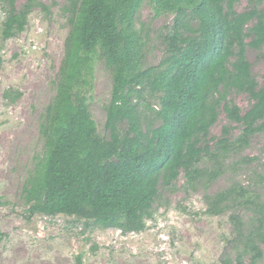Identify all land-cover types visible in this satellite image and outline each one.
Masks as SVG:
<instances>
[{"label":"trees","instance_id":"1","mask_svg":"<svg viewBox=\"0 0 264 264\" xmlns=\"http://www.w3.org/2000/svg\"><path fill=\"white\" fill-rule=\"evenodd\" d=\"M239 1L68 0L71 30L56 94L40 125L43 150L23 188L28 219L64 215L83 220L87 228L141 233L154 219L161 187L173 186L181 173L188 185L212 183L226 171L232 153L264 134V84L246 56L248 47L264 46V0H248L243 11L236 8ZM0 3L5 41L26 30L35 1L19 9L15 0ZM145 4L154 19L174 17L160 37L164 56L150 67L137 27ZM98 60L112 74L108 137L100 134L90 110ZM2 62L0 46V69ZM231 92L248 95L246 111L226 102ZM220 113L238 125V136H231L232 126L211 136ZM256 176L257 182L232 183L205 197L207 213L229 214L232 225V250L222 264H257L264 257V158ZM4 236L0 231V240ZM82 259L79 255L76 264Z\"/></svg>","mask_w":264,"mask_h":264},{"label":"rangeland","instance_id":"2","mask_svg":"<svg viewBox=\"0 0 264 264\" xmlns=\"http://www.w3.org/2000/svg\"><path fill=\"white\" fill-rule=\"evenodd\" d=\"M28 1L15 0L18 9ZM34 1L26 30L5 41L0 38V231L5 235L0 240V264H76L79 255L83 256V264H222L224 255L232 250L228 241L232 225L229 214L207 213L205 197L232 183L256 181L263 168L264 134L253 136L247 149L232 153L226 161V171L212 183L188 185L181 173L173 186L161 187L154 219L141 233L124 235L116 229L87 228L83 220L64 215L28 219L24 183L42 154L40 125L56 94V80L71 30L68 0ZM247 6L248 0H240L236 8L243 11ZM4 13L0 3V29ZM173 23L171 15L154 19L148 4L141 8L137 27L146 42V67L160 63L164 56L160 37ZM246 56L253 76L264 84V46L261 51L248 47ZM111 93V71L103 60H98L90 110L104 137H108L106 105ZM151 102L157 106L156 99ZM226 102L243 112L250 105L248 95L237 92L229 93ZM226 126L234 127L232 137L240 134L238 125L220 113L211 136H220ZM248 157L258 160L246 162ZM261 194L264 199V189ZM262 248L264 252V245ZM257 264H264V257Z\"/></svg>","mask_w":264,"mask_h":264},{"label":"clouds","instance_id":"3","mask_svg":"<svg viewBox=\"0 0 264 264\" xmlns=\"http://www.w3.org/2000/svg\"><path fill=\"white\" fill-rule=\"evenodd\" d=\"M120 231V230H119Z\"/></svg>","mask_w":264,"mask_h":264}]
</instances>
